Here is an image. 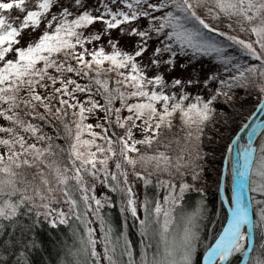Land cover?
<instances>
[{"label":"snow or ice","instance_id":"snow-or-ice-1","mask_svg":"<svg viewBox=\"0 0 264 264\" xmlns=\"http://www.w3.org/2000/svg\"><path fill=\"white\" fill-rule=\"evenodd\" d=\"M194 56L227 76L167 78ZM250 81L264 104V0H0V264H31L45 224L73 229L61 264H194L203 213L176 231V211L201 190L160 176L199 179L220 98ZM243 161L208 264L254 251L250 234L264 228V144H249ZM137 181L166 194L141 199ZM245 191L259 197V221ZM117 207L125 220L114 228L105 209ZM133 225L139 252L123 230ZM248 264H264V251Z\"/></svg>","mask_w":264,"mask_h":264},{"label":"rangeland","instance_id":"rangeland-1","mask_svg":"<svg viewBox=\"0 0 264 264\" xmlns=\"http://www.w3.org/2000/svg\"><path fill=\"white\" fill-rule=\"evenodd\" d=\"M12 15L13 17L16 15L15 11ZM118 31L119 30H116V32ZM121 43L125 46L126 50L130 46V41L127 38H121ZM152 46L155 47L156 45L153 44ZM150 52L151 49H149V53H146V55L150 54ZM232 54L236 55L240 59L241 63H248V61H246L238 51L233 50ZM181 65H184V67H181ZM213 75L217 77H224L227 76V73L225 72L224 68L212 57L194 56L191 58V60H188V58L186 57L179 58L175 70L170 72L167 78L169 80H171L172 78H181L185 81L188 79L202 80L206 76L211 77ZM207 83L212 84V80L209 79ZM188 90L190 92L193 91V89L191 88H189ZM210 90L211 89H209V91ZM197 91H200L201 94H203L202 89H198ZM257 91L258 89L256 87V81H250L248 88L233 89L231 101L225 102V99L223 97L220 98L216 113L217 123L206 130L203 142L201 144L199 160L200 167L198 169L199 179L191 180L190 175L183 177L180 175H175L173 177H169L167 174L161 175L160 179H172L173 182L177 183L188 180L203 193L208 194L209 196L211 191H218V180H221L222 169L225 159L228 155L227 149L230 147L232 142V140L229 142L228 140L230 139V137H232L233 139L237 130L244 124V121L252 115V113L258 106L259 103H257ZM261 144H264V132L262 134L259 146ZM225 147L227 149L224 152ZM231 178L232 173L229 166L227 171V181L230 180L232 182ZM153 179L155 180V177ZM135 190L142 199L145 195L146 189L142 187L141 182H136ZM157 190L158 193L156 194L155 198L158 200H162V198L166 194V190L159 187H157ZM97 192L99 195H103V190L99 186L97 188ZM254 197L255 199H259L256 193H254ZM258 212L259 208L257 207V210L255 212V222L259 221ZM182 217H184L182 216V214H179L177 216L175 229L176 231H179L183 227ZM123 230L126 232V228H124ZM255 232L256 238L258 235L259 237H261V239H264V228H255ZM257 249L258 245L256 243L252 255H254V253L258 254ZM98 250L102 251L99 246ZM234 264H237V262Z\"/></svg>","mask_w":264,"mask_h":264},{"label":"trees","instance_id":"trees-1","mask_svg":"<svg viewBox=\"0 0 264 264\" xmlns=\"http://www.w3.org/2000/svg\"><path fill=\"white\" fill-rule=\"evenodd\" d=\"M246 121L247 119L244 121V123ZM231 140L232 137H230L228 142ZM60 143L63 142L61 141ZM226 149L227 148L225 147L224 152ZM231 180L232 182L229 180L226 181L225 184V195L228 202L233 196V179L231 178ZM218 186V191H211L210 196L203 193L202 191H193L188 193L182 205L177 207L176 216L179 214L186 216L196 212L198 209H200L203 213V219L199 221L201 242L194 256L195 264H201L203 255L221 232L228 217L226 207L220 194L219 180ZM157 193V187L149 186L145 190V194H147L149 198L156 197ZM253 198L255 197L254 193L252 192V199ZM253 203L254 210L256 212L257 206L254 199ZM105 211L108 213V217L111 220L114 228H119L123 224L125 217L120 213L118 207L106 208ZM128 223L131 225L130 218ZM125 228L128 238L134 242L137 251H139L142 245L140 244L138 229L134 225ZM35 237L43 247L30 251L29 255L31 258V264H61V261L65 259H71L70 256L65 257L66 250L71 248L75 242V238L73 237V229L71 227L61 225L57 229H52L46 224L41 225L35 230ZM256 240L258 245V254L254 253V255L259 256L261 252L264 251V248L261 247L264 245V239H261V237L257 235Z\"/></svg>","mask_w":264,"mask_h":264},{"label":"water","instance_id":"water-1","mask_svg":"<svg viewBox=\"0 0 264 264\" xmlns=\"http://www.w3.org/2000/svg\"><path fill=\"white\" fill-rule=\"evenodd\" d=\"M261 109H264V104H258L252 115L247 119V121L243 124V126L236 132L230 145V147L232 148V152L231 154L228 153L225 159L221 174V180H220V194L223 203L226 207L228 217L219 235L227 227V224L231 217L230 204L227 202L225 195V184L227 181L228 167L230 166L232 179H233V171L236 168V165L239 164L241 165V167L243 166V162H244L243 155L248 152V145L251 144L254 148H258L262 134L264 132V122H263L264 110ZM234 190L238 191L239 189L237 185L234 184L233 182V195L235 194ZM245 200L246 203L250 204L249 215L252 221L255 222L252 192L245 191ZM219 235L217 236L216 239L219 238ZM250 235H251V240L247 243L246 248H251L254 250L256 244L255 228L253 229V232ZM215 241L211 244V246L214 245ZM208 249L201 259V264H208V260H207ZM252 253L253 251H248L247 254H242L240 262H238V264H248Z\"/></svg>","mask_w":264,"mask_h":264},{"label":"bare ground","instance_id":"bare-ground-1","mask_svg":"<svg viewBox=\"0 0 264 264\" xmlns=\"http://www.w3.org/2000/svg\"><path fill=\"white\" fill-rule=\"evenodd\" d=\"M263 122H264V120H263ZM242 126H243V125H242ZM242 126H241V127H242ZM241 127H240V128H241ZM240 128H239V129H240ZM239 129H238V130H239ZM238 130H237V131H238ZM252 201H253V199H252ZM253 207H254V203H253ZM254 215H255V210H254ZM252 254H253V253H252ZM241 255H242V254L238 253L235 257L232 258V261H230L229 264H234V263H236V262H237V264H238V262H240ZM251 256H252V255H251Z\"/></svg>","mask_w":264,"mask_h":264}]
</instances>
